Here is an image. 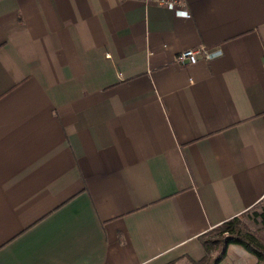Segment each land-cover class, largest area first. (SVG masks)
<instances>
[{
    "label": "crops",
    "instance_id": "0c3cea01",
    "mask_svg": "<svg viewBox=\"0 0 264 264\" xmlns=\"http://www.w3.org/2000/svg\"><path fill=\"white\" fill-rule=\"evenodd\" d=\"M187 3L0 0V264H193L264 201V0Z\"/></svg>",
    "mask_w": 264,
    "mask_h": 264
},
{
    "label": "trees",
    "instance_id": "16d2710c",
    "mask_svg": "<svg viewBox=\"0 0 264 264\" xmlns=\"http://www.w3.org/2000/svg\"><path fill=\"white\" fill-rule=\"evenodd\" d=\"M257 206L201 235L200 240L206 254L201 260L194 262V264H220L227 256L230 244L242 245L257 257L256 264H264V236L260 234V230L251 231L247 229L242 221L243 215L248 214L250 210ZM254 211L257 216L255 219L261 218L264 221V211L261 213L257 212L256 209Z\"/></svg>",
    "mask_w": 264,
    "mask_h": 264
},
{
    "label": "built area",
    "instance_id": "2783aa9c",
    "mask_svg": "<svg viewBox=\"0 0 264 264\" xmlns=\"http://www.w3.org/2000/svg\"><path fill=\"white\" fill-rule=\"evenodd\" d=\"M140 1H142L146 5H158V6H164L166 8H168L169 4H172L175 6V9H187L190 12L188 8L187 0H140ZM172 11L175 12V10ZM218 48L222 49L219 46L211 48L205 45L185 48L179 54H177L175 60L178 62H190V63H196L200 59L208 60V56L215 49Z\"/></svg>",
    "mask_w": 264,
    "mask_h": 264
},
{
    "label": "rangeland",
    "instance_id": "374dc122",
    "mask_svg": "<svg viewBox=\"0 0 264 264\" xmlns=\"http://www.w3.org/2000/svg\"><path fill=\"white\" fill-rule=\"evenodd\" d=\"M255 209L259 213L263 212L264 211V201L260 203L259 206H257L256 208L250 210L248 214L243 215L242 221L247 229L251 231L260 230V234L264 236V221L261 218L255 219L257 217L255 215V211H254Z\"/></svg>",
    "mask_w": 264,
    "mask_h": 264
},
{
    "label": "clouds",
    "instance_id": "9594fccd",
    "mask_svg": "<svg viewBox=\"0 0 264 264\" xmlns=\"http://www.w3.org/2000/svg\"><path fill=\"white\" fill-rule=\"evenodd\" d=\"M169 11L175 10V15L178 19H191V13L187 9H175V6L172 4H169L168 6ZM224 52L222 49H215L209 56V61H214L215 59L223 57Z\"/></svg>",
    "mask_w": 264,
    "mask_h": 264
}]
</instances>
